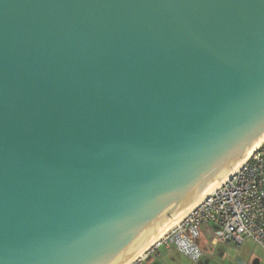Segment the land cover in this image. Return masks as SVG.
<instances>
[{
    "label": "water",
    "instance_id": "1",
    "mask_svg": "<svg viewBox=\"0 0 264 264\" xmlns=\"http://www.w3.org/2000/svg\"><path fill=\"white\" fill-rule=\"evenodd\" d=\"M263 145L264 0H0V264H131Z\"/></svg>",
    "mask_w": 264,
    "mask_h": 264
},
{
    "label": "built area",
    "instance_id": "2",
    "mask_svg": "<svg viewBox=\"0 0 264 264\" xmlns=\"http://www.w3.org/2000/svg\"><path fill=\"white\" fill-rule=\"evenodd\" d=\"M204 226L211 227L207 239L212 246L238 247L250 240L264 250V145L157 244L170 245L197 263L203 255L197 241Z\"/></svg>",
    "mask_w": 264,
    "mask_h": 264
},
{
    "label": "crops",
    "instance_id": "3",
    "mask_svg": "<svg viewBox=\"0 0 264 264\" xmlns=\"http://www.w3.org/2000/svg\"><path fill=\"white\" fill-rule=\"evenodd\" d=\"M210 229V226H204L201 236L197 241L198 246L203 252L202 257L197 263L190 261L188 258L178 253L174 247L160 243L145 253L140 264H212L214 259L224 264H249V255H234L227 252L233 245H222L219 255L216 256V250L219 246L217 245L214 249V247L208 243L207 234L210 232ZM245 242L238 247L234 246V248L240 249Z\"/></svg>",
    "mask_w": 264,
    "mask_h": 264
},
{
    "label": "rangeland",
    "instance_id": "4",
    "mask_svg": "<svg viewBox=\"0 0 264 264\" xmlns=\"http://www.w3.org/2000/svg\"><path fill=\"white\" fill-rule=\"evenodd\" d=\"M245 242V241H244ZM219 247L216 250V256L219 255L220 253V248H222V245H218ZM214 249L216 246H213ZM229 254H234V255H249V264H264V250H262L260 247L255 246L253 242L250 240H246V242L242 245L240 249L234 248V245L227 250ZM219 258V257H217ZM224 264L221 261H218L217 259H214V262L212 264Z\"/></svg>",
    "mask_w": 264,
    "mask_h": 264
},
{
    "label": "bare ground",
    "instance_id": "5",
    "mask_svg": "<svg viewBox=\"0 0 264 264\" xmlns=\"http://www.w3.org/2000/svg\"><path fill=\"white\" fill-rule=\"evenodd\" d=\"M239 168V167H238ZM238 168H236L235 170H237ZM235 170L233 172H235ZM230 176V175H229ZM229 176L227 178H229ZM226 178V179H227ZM226 179H224L223 181L219 182L216 185V188L221 185ZM202 199H200L191 209H189L187 212L183 213L178 219L176 220H172L156 237L155 239H153L145 248H143V250H141L136 257L131 261V264H134L135 262H137L139 259L143 258V256L145 255L146 252H148L152 247H154L155 245H157L158 242H160L162 240V238L164 237V235L166 234V232L172 228L173 226L177 225L179 222H181V220H183V218L201 202Z\"/></svg>",
    "mask_w": 264,
    "mask_h": 264
}]
</instances>
